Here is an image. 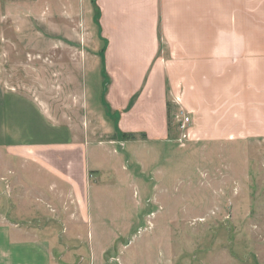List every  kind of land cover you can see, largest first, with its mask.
<instances>
[{
  "label": "crops",
  "instance_id": "obj_1",
  "mask_svg": "<svg viewBox=\"0 0 264 264\" xmlns=\"http://www.w3.org/2000/svg\"><path fill=\"white\" fill-rule=\"evenodd\" d=\"M95 3L108 81L104 116L113 120L110 135L164 142L170 102L179 107L193 100L204 109L218 103L212 102L217 92L225 107L235 111L237 117H230L234 126L244 120L236 110L249 105L250 93L264 107V0ZM6 7L7 21L19 25L25 20L10 12L11 5ZM29 19L40 24L32 27L34 54L41 56L40 45L55 56L58 31L51 17L45 19L48 23L36 15ZM41 25L47 26L44 34ZM82 26L86 31L88 26ZM19 27L12 26L14 38L1 37L0 45L23 43ZM70 42L63 44H79ZM98 42L92 43V54L83 52L84 66L95 64ZM21 91L0 82V264H100L90 188H97L100 173L108 171L102 170L103 162L110 164L103 160L106 148L122 143L114 133L103 142L75 136ZM256 114L259 120V110Z\"/></svg>",
  "mask_w": 264,
  "mask_h": 264
},
{
  "label": "rangeland",
  "instance_id": "obj_2",
  "mask_svg": "<svg viewBox=\"0 0 264 264\" xmlns=\"http://www.w3.org/2000/svg\"><path fill=\"white\" fill-rule=\"evenodd\" d=\"M95 1L0 0V38H14L10 29L20 26L23 41L0 45V82L36 99L75 136L103 142L114 132L110 135L108 128L113 120L104 116L108 81ZM7 5L25 20L19 25L7 21ZM33 13L46 23L51 17L57 26L55 56L40 45L41 56L34 54L33 28L40 24L27 21ZM83 24L86 31L80 30ZM41 27L44 34L47 26ZM71 40L79 44H63ZM97 41L95 64L84 66L83 52L92 54ZM252 95L244 110H236L244 120L235 126L230 120L237 117L235 111L217 92L212 102L218 103L204 109L193 100L179 107L170 102L164 142L144 143L136 135L121 139L114 133L122 145L106 148L103 160L110 164L103 162L102 170L108 171L100 173L97 188H90L100 264H264V107ZM184 117L189 123L182 133L178 127ZM182 134L186 137L180 140Z\"/></svg>",
  "mask_w": 264,
  "mask_h": 264
},
{
  "label": "built area",
  "instance_id": "obj_3",
  "mask_svg": "<svg viewBox=\"0 0 264 264\" xmlns=\"http://www.w3.org/2000/svg\"><path fill=\"white\" fill-rule=\"evenodd\" d=\"M188 123H189V118L188 117H184L183 120H182V122H180V125H179L178 128L180 129V131L182 133L184 132V130H185L186 126L188 125ZM185 137H186L185 134H182L180 140L182 138H185Z\"/></svg>",
  "mask_w": 264,
  "mask_h": 264
},
{
  "label": "trees",
  "instance_id": "obj_4",
  "mask_svg": "<svg viewBox=\"0 0 264 264\" xmlns=\"http://www.w3.org/2000/svg\"><path fill=\"white\" fill-rule=\"evenodd\" d=\"M166 113H167V126H169L168 108H167V112H166ZM167 126H166V127H167ZM128 137H129V138H133V135H132V134H131V135H127V134H122V133L120 134V138H121V139H126V138H128Z\"/></svg>",
  "mask_w": 264,
  "mask_h": 264
}]
</instances>
